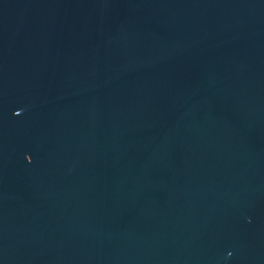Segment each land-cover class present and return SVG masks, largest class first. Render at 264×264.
Wrapping results in <instances>:
<instances>
[{
  "label": "water",
  "instance_id": "obj_1",
  "mask_svg": "<svg viewBox=\"0 0 264 264\" xmlns=\"http://www.w3.org/2000/svg\"><path fill=\"white\" fill-rule=\"evenodd\" d=\"M0 264H264V0H0Z\"/></svg>",
  "mask_w": 264,
  "mask_h": 264
}]
</instances>
